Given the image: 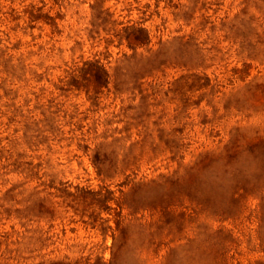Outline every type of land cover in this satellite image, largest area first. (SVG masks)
<instances>
[{
  "label": "rangeland",
  "instance_id": "374dc122",
  "mask_svg": "<svg viewBox=\"0 0 264 264\" xmlns=\"http://www.w3.org/2000/svg\"><path fill=\"white\" fill-rule=\"evenodd\" d=\"M0 264H264V0H0Z\"/></svg>",
  "mask_w": 264,
  "mask_h": 264
}]
</instances>
